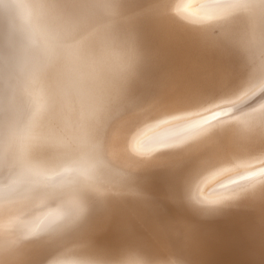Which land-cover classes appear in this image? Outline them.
Returning a JSON list of instances; mask_svg holds the SVG:
<instances>
[{
    "label": "bare ground",
    "instance_id": "obj_1",
    "mask_svg": "<svg viewBox=\"0 0 264 264\" xmlns=\"http://www.w3.org/2000/svg\"><path fill=\"white\" fill-rule=\"evenodd\" d=\"M209 0H165L169 13L146 26L149 52L133 32L122 31L123 15L110 0H96L74 13L48 0H0V70L10 68L27 33L14 5L28 3L31 34L49 60L47 80L70 77L101 110L96 135L108 165L103 197L88 196V211L71 230L28 242L11 264H121L146 259L163 264H264V223L244 210L231 209L264 187V4L238 0L212 10L219 19L203 20L197 6ZM181 11L199 22L185 20ZM231 13V15H229ZM194 37V39H193ZM231 56L237 70L223 74L212 58ZM153 74L157 86L137 105L140 85ZM205 94L215 107L212 129L195 114L160 123ZM219 113V115H217ZM205 115H208L205 113ZM183 140L179 146L136 157L141 167L158 172L167 165L194 170L184 201H168L174 211L192 203L216 205L218 214L181 220L176 232L154 215L161 194L149 176L125 159L133 141L149 145L155 137ZM158 187V185H157ZM203 202V203H202Z\"/></svg>",
    "mask_w": 264,
    "mask_h": 264
},
{
    "label": "clouds",
    "instance_id": "obj_2",
    "mask_svg": "<svg viewBox=\"0 0 264 264\" xmlns=\"http://www.w3.org/2000/svg\"><path fill=\"white\" fill-rule=\"evenodd\" d=\"M13 7L27 37L15 63L0 70V264H11L28 242L71 230L86 215L88 196L110 192L97 102L70 77L47 80V54L30 32L32 8Z\"/></svg>",
    "mask_w": 264,
    "mask_h": 264
},
{
    "label": "snow or ice",
    "instance_id": "obj_3",
    "mask_svg": "<svg viewBox=\"0 0 264 264\" xmlns=\"http://www.w3.org/2000/svg\"><path fill=\"white\" fill-rule=\"evenodd\" d=\"M48 2L64 12L74 13L81 10L83 6L94 4L96 0H48ZM110 2L113 3L123 15V22L119 25L120 29L122 31L135 33L149 52L157 53L164 57L161 49L149 46L146 39V26L148 23L156 21L169 13V5L165 3V0H110ZM237 2L238 0H209L208 3L197 6L198 14L196 16H202L203 20L219 19L220 17L212 15L213 9L228 7ZM248 2L253 4H264V0H248ZM182 7L183 5H177L176 12L178 16L185 20L199 22L194 18L195 16H190L182 12ZM229 15H231V13H229ZM212 59L218 66L217 71L221 74L229 70H237L234 59L229 55H223ZM156 86L157 84L153 74L144 78L140 85L137 105L141 104L145 96L150 95ZM209 97V95L200 94L188 98L186 103L191 105L188 109L180 113H173L160 121V123H167L169 120L180 119L182 116L195 114L203 117L198 123L208 125V130H211L213 127L211 122L215 121V117L212 113L215 112L216 109ZM205 113L208 115H205ZM217 115H219V113H217ZM258 139L259 145L257 150L264 153V136ZM181 143H183V140H177L170 136L155 137L149 145H145L142 141L134 140L132 155L125 159L132 167L143 170L150 178L152 190L164 197L156 206L154 215L162 224L171 222L166 224V227L176 232L182 230L181 220L177 219V217L183 216L184 219L203 220L207 217L217 215L218 209L216 205L231 199V197L223 195L216 201L208 202L211 206L197 207L192 203H188L182 205V210L174 211V209H177L168 201H184L194 176V170L173 164L165 166L158 172H154L150 166L147 168L141 167V162L137 160L136 157L144 155L145 151L151 154L159 152L160 150L175 148ZM261 164H264V160H261ZM261 175H264V173H261ZM229 207L238 211H247L253 214V216L259 212L261 222L264 223V187L258 192L245 195L240 203L230 205Z\"/></svg>",
    "mask_w": 264,
    "mask_h": 264
}]
</instances>
